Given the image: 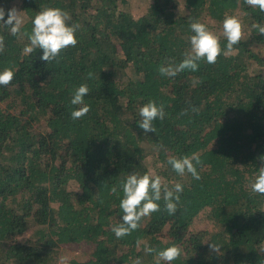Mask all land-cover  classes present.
I'll return each mask as SVG.
<instances>
[{"label":"trees","instance_id":"1","mask_svg":"<svg viewBox=\"0 0 264 264\" xmlns=\"http://www.w3.org/2000/svg\"><path fill=\"white\" fill-rule=\"evenodd\" d=\"M14 1L0 6L7 12ZM20 1L23 32L31 33L43 7L60 8L79 25L78 43L48 63L42 49L23 51L27 36L0 24V72L15 73L0 86V264H61L73 243H87L90 253L66 264H157L174 245L182 254L171 264H264V196L250 191L264 167V35L253 27L264 25V12L244 0H136L145 8L138 16L127 12L132 0ZM225 14L243 26L232 52L215 64L199 61L197 71L160 74L191 50L194 21L226 51ZM81 84L90 90V111L74 120L82 105L71 99ZM150 101L165 116L145 133L139 109ZM193 154L202 161L199 180L168 164ZM134 172L184 190L175 215L161 199L160 211L117 239L121 182ZM145 245L154 251L145 253Z\"/></svg>","mask_w":264,"mask_h":264},{"label":"clouds","instance_id":"2","mask_svg":"<svg viewBox=\"0 0 264 264\" xmlns=\"http://www.w3.org/2000/svg\"><path fill=\"white\" fill-rule=\"evenodd\" d=\"M245 4L252 8H258L264 12V0H244ZM16 7L8 9L7 12L3 6H0V24H3L10 31V34L17 37H28V45L23 51L31 54L35 49H42V60L48 63L57 60L62 50L68 47H75L78 43L76 32L79 28L78 24H69L71 16L68 12L60 8L43 7L41 11L32 20L31 33L22 31L24 18ZM7 19L5 20V16ZM223 35L227 39V50L222 49L220 38L213 34L204 23L192 22L190 30L194 33L190 37L191 50L184 54L185 58L179 65L176 66H161L159 72L161 75L175 77L178 73L185 70L197 71L198 62L201 60L207 61L209 64H215L218 57L223 53L227 55L232 52L234 45H238L243 38V26L240 19L234 15L225 14L223 20ZM261 35H264V25H253ZM5 50L4 38L0 36V53ZM15 73L12 69L6 68L0 72V86H8L14 79ZM91 78V73L89 74ZM87 84H81L74 92L71 104L82 105L76 110H73L71 117L74 120L83 118L89 111L90 107L84 104V97L89 94ZM193 111H198L193 108ZM141 119L138 121L139 127L145 133L156 132L154 121L157 119L163 120L165 113L163 105L157 106L155 101L146 103L139 109ZM264 160V157H261ZM173 170L183 176L185 173L199 180L201 177L197 171V165H201L202 161L198 154H193L191 157L184 156L183 158L170 157L168 159ZM123 198L120 201V208L123 210L122 223L114 225L112 231L117 239H121L130 235L133 231L140 227V221L144 217L151 216L153 213L160 211V204L163 199L165 210L169 215H175L178 210V205L181 199V193L184 188L181 183H175L174 186L163 182L159 175L145 173L139 175L137 173L129 174L125 181L121 182ZM250 191L264 196V167L258 171L255 181L250 184ZM110 194H117L116 186L111 188ZM140 241H137V247H140ZM221 246L215 243L210 245V250L220 253ZM145 253L154 251L151 247L145 245ZM264 251V249H262ZM182 254V249L178 245L166 248L158 253L160 261H165L171 264L177 260ZM67 258H61V264H66ZM133 264H141L139 258L133 261Z\"/></svg>","mask_w":264,"mask_h":264},{"label":"rangeland","instance_id":"3","mask_svg":"<svg viewBox=\"0 0 264 264\" xmlns=\"http://www.w3.org/2000/svg\"><path fill=\"white\" fill-rule=\"evenodd\" d=\"M136 0H132V3L130 4L131 6H128L127 12H129L132 15L138 16L140 14H142V12L144 11V7L142 5H139L137 2H135ZM21 1L20 0H15L13 3V6L16 7L19 11H21L22 15H24L23 10L21 9ZM25 18V17H24ZM26 20V18H25ZM145 148L147 153L149 154V156H152V152L154 151L153 148L151 147V145L149 144H145ZM152 161L150 160V158H148V164L149 166L152 165L151 163ZM151 170H155L154 166L151 167ZM209 223V222H208ZM203 224L202 227H205L204 225L209 226V224ZM211 227V226H209ZM90 253V247L87 243H76V244H68L64 247L63 249V254L64 257L67 258V260L69 259H78V260H84L87 258L88 254Z\"/></svg>","mask_w":264,"mask_h":264}]
</instances>
